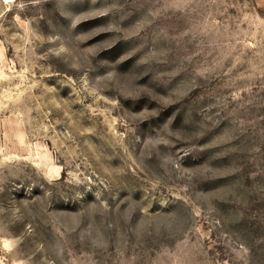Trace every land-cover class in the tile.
Instances as JSON below:
<instances>
[{
  "label": "rangeland",
  "instance_id": "374dc122",
  "mask_svg": "<svg viewBox=\"0 0 264 264\" xmlns=\"http://www.w3.org/2000/svg\"><path fill=\"white\" fill-rule=\"evenodd\" d=\"M0 264H264V0H0Z\"/></svg>",
  "mask_w": 264,
  "mask_h": 264
}]
</instances>
